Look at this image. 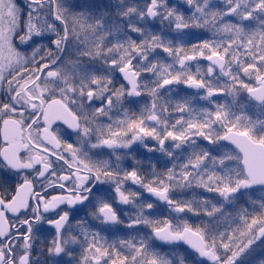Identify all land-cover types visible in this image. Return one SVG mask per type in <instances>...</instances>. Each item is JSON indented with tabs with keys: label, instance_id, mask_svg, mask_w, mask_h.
<instances>
[{
	"label": "flooded vegetation",
	"instance_id": "flooded-vegetation-1",
	"mask_svg": "<svg viewBox=\"0 0 264 264\" xmlns=\"http://www.w3.org/2000/svg\"><path fill=\"white\" fill-rule=\"evenodd\" d=\"M7 2L25 60L8 71L15 90L13 77L1 83L0 264H216L155 234L190 230L213 253L200 185L211 203L234 186L224 229L235 213L260 227L233 242L232 262L263 260L264 186L232 190L251 181L247 167L260 173L261 157L245 164L241 149L264 150V0L83 1L79 24L57 0ZM77 29L95 43L109 32L112 47L81 48ZM152 64L164 72L153 95Z\"/></svg>",
	"mask_w": 264,
	"mask_h": 264
},
{
	"label": "rangeland",
	"instance_id": "rangeland-1",
	"mask_svg": "<svg viewBox=\"0 0 264 264\" xmlns=\"http://www.w3.org/2000/svg\"><path fill=\"white\" fill-rule=\"evenodd\" d=\"M83 1H90L91 3L96 2L99 5V7H102L100 11H104L106 9L104 7L105 6L109 7L110 3L112 2V0H57V3L59 4L61 12L66 11L64 10L65 8H67V10L68 8H70V11H71L70 17L72 19V23L79 24V23H82L80 21V18H82V14H81V11L78 9V7L82 4L81 2ZM1 5L3 8L4 15H3V18L0 19V92L3 88L1 86V83L4 82L3 80L5 79L6 76L13 77V79L9 81L14 83V86H13L14 90L18 87L17 78L19 75L10 74L8 73V71L14 70L11 68H15L16 66H19L25 60V58L20 57V54L17 53L18 48L16 46V41L14 40V37H13L17 29V26L15 24V18H16L15 10H13L12 7L8 6L7 0H2ZM101 18H102L103 24L106 23V25H108L110 23L105 20L106 17L104 15ZM103 28H104V25H103ZM101 34H102L101 37L97 36L98 40L100 39V43L98 42L95 43V41L92 40V38L95 36L89 35L85 31L79 30V29H77L73 33V37H74L75 42H78L80 43V45H82L81 48H84V47L89 48V47L94 46L95 44L103 48H105V46L112 47L113 41L110 37H108L110 33L103 31ZM117 44L120 47L124 45L123 48L124 50L126 49V44H124V41L118 40ZM151 48H153L154 50H159L160 46L158 45V41H151ZM109 50H111V48H109ZM152 66H154V69L148 71V73H149L150 80L156 83V86H154V90H152V92L150 93L151 95H153L154 92L159 90L160 85L162 83V81L160 80H162L164 76V72L162 70H157L155 64L154 65L152 64ZM83 74H82L83 76L87 75L85 73ZM70 77L72 78V76ZM155 101H157V99ZM206 102L209 103V101H206ZM179 107H181L182 109L188 108L184 102ZM258 109H259L258 107H256L255 105H252L248 101L244 103V111L246 114H256L258 112ZM160 175L161 174L157 173L155 177H159ZM135 177H137V175ZM154 183L155 182H153V184ZM148 185H144V187L146 188V187L153 186V185H150V186ZM210 187L211 186L200 185L199 190L195 192L196 193H206L205 196L199 198L200 213L207 215L206 210H211L214 214V225H215L214 239H213V242L212 241L209 242V245L213 246V253L219 256V259L216 262V264H230V262L232 264H244V261L241 262V258L238 261L232 262L234 255L241 256V254L238 251V246H234L233 242H239L241 234H245L250 231L255 233V230L260 227L259 222L257 220L255 221L252 220L249 223L243 222L244 224H242L240 217L238 216L237 213H235L234 217H236L238 222H240L238 227H235L237 222L234 221V223L231 225V227L233 228L231 230H229L228 228L225 230L224 225L227 224V220L228 221L230 220L229 217L231 215V214H228L227 209L238 210V207L236 206L238 202V198H235L234 196H230V197L226 196L227 195L226 191L231 188H234V186H226L224 187V189L222 188L220 190L222 197L220 199L212 200V203L209 201V199H212V197L210 193L207 192V189H210ZM135 193L143 194V192L138 191L137 189ZM207 195H210V197H207ZM262 206H264V203ZM184 220L187 221L188 218H185ZM147 235L149 239L151 240L152 239L151 233ZM242 244L244 246L245 241ZM253 257L254 256H252V258ZM261 258L263 260L254 261L252 264H264V254L258 257V259H261ZM199 264H208V263L200 260Z\"/></svg>",
	"mask_w": 264,
	"mask_h": 264
},
{
	"label": "water",
	"instance_id": "water-1",
	"mask_svg": "<svg viewBox=\"0 0 264 264\" xmlns=\"http://www.w3.org/2000/svg\"><path fill=\"white\" fill-rule=\"evenodd\" d=\"M259 91H260L259 88H253V89H250L248 92L253 98L258 99ZM263 91H264V89H263ZM257 102H261V101H257ZM246 141H247V145L254 146V147H261L260 144L253 143L249 139H246ZM241 151H242V154L244 155V158H245V161H244L245 164H246L247 157L250 156L251 154H256V155L260 156L262 160L258 161L257 168L260 169L259 174H254V175L251 174V169L249 167H247L251 181L248 183L242 182L241 184H239L232 191L235 193H237V192H239V191H241L247 187L264 185V150H259V153L247 152L244 149H241ZM111 220H113V219H111ZM155 234H156V236L159 237L161 242H163L164 240H170L172 242L182 243V244L188 245L193 251L198 253L202 259H208L210 257H212L214 261L217 259V256H215V255L212 256L211 251H206L204 249V242L202 240V237L199 234L194 233L190 230H186L182 234H170L169 231L164 228L162 230H158Z\"/></svg>",
	"mask_w": 264,
	"mask_h": 264
}]
</instances>
